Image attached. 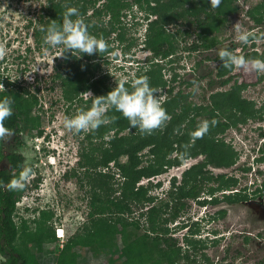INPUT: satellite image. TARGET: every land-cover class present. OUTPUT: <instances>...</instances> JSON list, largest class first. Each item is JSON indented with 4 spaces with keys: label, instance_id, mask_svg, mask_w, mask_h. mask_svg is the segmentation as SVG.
Instances as JSON below:
<instances>
[{
    "label": "trees",
    "instance_id": "trees-1",
    "mask_svg": "<svg viewBox=\"0 0 264 264\" xmlns=\"http://www.w3.org/2000/svg\"><path fill=\"white\" fill-rule=\"evenodd\" d=\"M234 1L221 0L218 7H213L210 0H48V5L44 8L45 13L40 16V23H43L45 16V28L41 32L36 30L33 34L40 42L44 40L47 28L51 24H62L64 13L69 7L77 8L79 18L87 25L88 32L104 42L113 34L118 41L123 39V16L131 6L138 5L145 10L144 13L151 11L155 18L147 22L149 27L144 47L151 53L150 58L155 61L156 68L147 72V78L158 98L160 92L163 93L167 87L164 91V99L159 98V100L170 118L167 124L165 122L151 134H147L130 128L128 120L119 112L113 108H106L105 114L110 122L86 134L88 148L81 152L83 160L80 168L84 170V175L90 179V184L93 186L90 198L92 209L89 212L92 220L90 232L78 240L64 244L59 252L50 257L51 264H79V261L87 264V256L80 257L76 250L79 246L88 250L94 259H104L105 264H122L124 255L121 253V248L128 247L133 242L138 244L140 253L130 257L129 264H210L202 245L195 244L191 240L186 248H181L177 238L169 234L165 225L173 222L185 206L189 205L187 201L196 200L202 191L213 194L215 190L230 186V182L223 179L224 175L213 176L206 169L208 164L227 167L234 162L233 158L236 156V153L223 140L216 138V135L224 133L229 127H236L238 123H245L247 119L261 120L262 115L254 109L253 101L242 97L241 91L246 85L237 84L234 79L236 75L233 74L234 67L230 69L223 67L218 54L211 58L216 65L207 71L206 77L207 87L211 91L216 87L220 90L211 93L210 104L201 107L202 109L194 107V112L191 114L189 112L193 106L185 102L191 94L175 92L174 89L175 83H183L189 87L194 81L183 80L184 78L175 72L168 81L164 80L161 72L163 66L158 60L169 59L177 52L178 39L175 35L166 32V25L173 24L180 18L184 19V22L188 21L187 24L192 26L193 35L199 40L197 44L183 46L185 50L196 52L200 48L204 51L212 48L216 44L212 36L220 31L229 15L236 11ZM89 12L90 14L87 15ZM247 15L253 25L260 26L264 33V0H260L247 12ZM105 17L106 20L103 19ZM76 18V16L72 17L74 20ZM177 32L180 33L181 41H184L183 37L188 36L189 33L188 28ZM255 36L258 37L257 33ZM227 49L234 51L232 46ZM262 53L257 54L255 50L248 51L245 44H242L240 51L235 54L242 55L246 59L264 60ZM61 54L65 66L55 77L61 86L62 99L69 105L81 101V94L91 92L90 98L83 102L84 106L79 104L80 109L86 110L93 105L97 96L106 95L115 87L105 83L106 77L92 78L94 74L92 71L97 70L92 65V60H84L77 56L79 54L89 58L87 54L72 50L63 53V49ZM171 62L172 60H168L169 65ZM199 64L200 62H197L195 66ZM197 81L198 79L195 78V82ZM0 86H3V89H0V99L11 100L13 110V114L4 121V126L12 130L13 134L0 140V254L5 258L1 264H31L27 241L54 238V233L46 226L47 223L38 222L39 228L34 232L26 233L23 230L20 235L18 234L12 215L23 188L9 190L7 184L12 179L18 178L24 170V156L16 151V148L22 145L21 134L26 131H34L37 135L41 133L40 116L31 114L38 106V100L24 86L20 84L15 86L1 73ZM125 86L131 88L130 84ZM25 112L28 114L27 122L22 120ZM184 116L188 118L185 120ZM197 116L206 117L205 120L210 122L209 129L201 138L190 142L192 132L199 125L196 122ZM182 121L184 126L180 127ZM212 121L215 123L212 124ZM125 130L129 132L122 134ZM259 136L263 137L264 132L261 131ZM92 140L98 142L93 143ZM145 149L150 159L149 163L143 166L141 153ZM174 151L186 157L203 154L206 160L191 166L183 173L184 179L178 189H175L173 180L174 189L169 192V202L165 203L161 200L159 202L161 205L157 203L146 209L148 227L137 217H127L132 213V206L137 207L142 205L141 203L151 201L146 196L148 186L138 183L144 178L158 175L164 165H171L168 160L166 163L164 161L166 156ZM258 152L260 156L255 161H264V142L258 148ZM249 169V167L241 168L242 171ZM210 183H214V186ZM262 187L264 188V182ZM44 215L45 212L42 211V219ZM97 234H100V238H96ZM42 264H47V261Z\"/></svg>",
    "mask_w": 264,
    "mask_h": 264
},
{
    "label": "rangeland",
    "instance_id": "rangeland-1",
    "mask_svg": "<svg viewBox=\"0 0 264 264\" xmlns=\"http://www.w3.org/2000/svg\"><path fill=\"white\" fill-rule=\"evenodd\" d=\"M259 2L260 0H235L233 4L236 11L229 15L220 31L212 36L216 40V44L208 51L200 48L196 52H188L184 49L193 43H199L196 35L192 33V26L187 24L188 21L184 22V19L180 18L173 24L166 25V32L176 36L179 47L171 58L164 61L158 60V62L163 66L161 72L164 80L168 81L174 72L180 74L184 78L183 80L195 82V78L198 79L195 86L193 82L189 87L183 83H175V92L191 94L185 100L193 106L190 114L194 112V107L202 109L201 107L210 104L211 93L220 90L216 87L211 91L207 87V71L216 65L211 61V58L218 54L219 50L232 46L234 53L240 51L242 43L235 38L237 24L241 30L257 33L258 37L254 41L245 44L246 50H255L257 54L264 53V33L260 26L253 25L247 15V12ZM153 4L152 2L151 5ZM47 5L48 0H0V46L7 50V55L0 57V73L3 77H8V80L15 86L20 84L36 96L38 106L31 114L40 116L39 131H41L39 135L34 131L23 132L21 134L22 145L18 149L16 148V151L24 156V169L30 168L31 175L24 182L23 191L15 203L12 220L16 224L19 235L23 230L26 233L37 230L38 222L47 223L46 226L54 233V238L27 241L28 253H30L28 258L31 264H42L45 260L47 264H51L50 257L59 252L64 244L85 236L90 232L92 226L89 212L92 209L90 198L93 186L90 184V179L84 175V170L80 168V163L83 160L81 152L88 148L86 139L88 132L76 134L63 126L65 117H71L83 110L80 109L79 104L84 106L83 102L90 98L89 93L91 92L81 94V101L72 102L71 105L62 99L61 86L55 76L65 66L61 58L63 48H50L43 41L36 40L33 35L34 31L41 32L45 28V16L43 23H40V16L44 15V8ZM143 11L145 10L138 5H133L125 11L122 40L118 41L113 34L110 39L105 41L106 49L99 55L87 54L89 58L77 55L78 58L92 60V65L97 68L95 71L91 70L94 73L93 79L106 77L105 83L113 87L116 86V82L127 77L125 84L132 85L135 79L148 76L147 72L156 68L154 67L155 61L150 58L151 53L144 47L149 27L147 22L155 17L151 11L146 12L149 14L146 17V13ZM89 14L90 12L87 15ZM103 19L106 20V17ZM186 28L189 31L188 36L183 37L184 41H181L182 38L177 31H183ZM168 60H172L170 65ZM197 62L200 64L196 67L195 63ZM233 74L236 75L234 79L237 84L246 85V88L241 91V95L247 100L253 101L254 109L259 111L262 119H247L245 123H238L236 127H229L224 133L217 134L216 138L223 140L236 153V156L233 158L234 162L227 167L208 164L207 169L213 176L224 175L223 179L230 182L228 188L241 190L246 185L247 188L250 186V189H255L256 195L253 196L259 195L260 192V199L264 203V193H262L264 188L257 189L254 186L261 185L264 181V162L256 163L255 161L260 156L258 148L264 142V136H259L261 131L264 132V75H257L250 69V66L248 69L234 67ZM166 88L163 93L159 91L161 100L164 99ZM0 89H3V86H0ZM67 107L68 112H66ZM187 118L183 117L185 120ZM205 119L204 116H197L196 122L200 124ZM22 120L27 122V112L24 113ZM184 121L180 123V127L184 126ZM127 132L129 131L125 130L122 134ZM7 141L9 143L10 139ZM92 142L98 141L92 140ZM190 142H193L192 139ZM141 154L144 161L143 166H145L149 163L150 156L146 149ZM195 156L186 157L177 151L166 156L164 162L166 163L168 160L171 165H164L158 175L148 179L144 178L138 183V185L148 186L146 196L151 201L141 203L142 205L137 207L132 206V213L127 217H137L141 219L142 224L148 227L146 209L157 203V205H161L159 203L161 200L165 203L169 202L166 195L174 189L172 181L169 191L171 179L175 181L174 186L178 187L180 176L187 168L193 163L206 160L203 154L194 158ZM243 167H250V169L242 171ZM182 178L184 179V177ZM213 184L210 183L211 186ZM224 189L226 188L222 190ZM189 201L192 200L187 202ZM214 207L210 206L207 209L204 205L190 202L188 209L180 212L173 222H169L165 226H167L169 234L177 238L181 248H186L191 240L195 244L202 245L210 264H259L258 260L264 259V249H259V243L251 239L253 236L248 238L247 244L242 248V238L246 233H240L242 230L251 231L252 234L260 231L264 235L262 228L259 230V227H255L253 230L254 221L259 220L256 214L252 213L244 204H235L226 207L228 223L222 221L221 217H216L208 222L209 218L217 211ZM42 211L45 212L43 219L41 218ZM184 211L185 214H183ZM185 219H188L187 223ZM263 219L264 216H261V220ZM184 222L186 227L192 224L195 226L192 225V228L186 233V229L183 230L185 225H182ZM232 222L234 225L230 229L228 225ZM250 224L251 228L249 229ZM213 232L222 233L223 237L215 241L210 240ZM56 233H59L61 237L57 238ZM95 236L100 238V234ZM212 241L214 244L211 243ZM76 250L80 257L87 256V264H105L104 259H94L82 246ZM121 253L124 255V259L121 260L122 264H129L128 259L139 255L140 249L138 244L133 242L128 247L121 248ZM3 261L5 258L0 254V264ZM78 263L85 264L82 261Z\"/></svg>",
    "mask_w": 264,
    "mask_h": 264
},
{
    "label": "clouds",
    "instance_id": "clouds-1",
    "mask_svg": "<svg viewBox=\"0 0 264 264\" xmlns=\"http://www.w3.org/2000/svg\"><path fill=\"white\" fill-rule=\"evenodd\" d=\"M220 3L221 0H210L213 7H218ZM73 16L77 18L74 20ZM236 32L235 38L242 44H248L251 39L256 38L254 33L241 30L238 24ZM43 43L50 48L62 47L63 53L72 50L78 51L80 54L92 55L95 53L99 55L106 49V43L102 39H98L88 32L87 25L79 18L78 9L75 7H69L66 10L62 24L53 23L47 28ZM5 55H7V50L0 46V57ZM218 58L225 68L248 69L250 66V69L257 75H264V60L262 59H246L227 48L219 50ZM126 80L127 77L122 78L106 95L97 96L90 108L81 110L71 117H65L64 128L76 134L95 131L110 122L109 117L105 114L106 108L115 109L128 120L130 128L138 129L141 133L151 134L153 130L161 127L169 119V115L162 107L158 96L155 95V90L149 85L147 76L135 79L131 88L125 86ZM193 83L195 86V82ZM12 114V101L8 98L0 99V140L13 134L12 130L4 126V121ZM211 123L214 124L215 121ZM209 124L210 122L205 120L198 125L191 134L193 142L207 133ZM30 175L31 169L25 168L18 178L12 179L7 184V188L9 190L23 188L24 182ZM56 237L60 238L61 235L56 233Z\"/></svg>",
    "mask_w": 264,
    "mask_h": 264
},
{
    "label": "flooded vegetation",
    "instance_id": "flooded-vegetation-1",
    "mask_svg": "<svg viewBox=\"0 0 264 264\" xmlns=\"http://www.w3.org/2000/svg\"><path fill=\"white\" fill-rule=\"evenodd\" d=\"M200 155H196L194 158H196V157H199ZM202 157V156H201ZM262 162H264V161H262ZM261 161L260 162H256V163H262ZM200 163H202V162H196V163H193V165H191V166H194V165H198V164H200ZM191 166L189 167V168H187L185 171H187L188 169H190L191 168ZM250 168V167H249ZM207 169V168H206ZM184 171V172H185ZM183 172V173H184ZM258 173H259V171H257ZM183 173L181 174V176H180V184H181V182H182V175H183ZM221 175V174H220ZM218 176V175H217ZM172 181H173V179H171V181H170V185H169V191L171 190V186H172ZM264 182V181H263ZM263 182H262V184H263ZM178 183H179V181H178ZM180 184H178V185H180ZM262 184L260 185H254L257 189H259V188H262ZM212 186H214V184L212 185ZM246 187V188H245ZM177 187H175V189H176ZM232 187H230V188H226V189H224V190H215L214 192H213V194H209V193H207L206 191H202L201 193H200V195H198L197 196V198H196V200H194V201H189L188 202V204L190 203V202H192L193 204H201L202 202H204V203H202V206L204 205L205 206V208H209L210 206H215L214 207V209L215 210H217L216 211V213H215V215H212V217L211 218H209V220H208V222L211 220H213L214 218H220L221 217V219H222V221H225L226 223H228V219H227V210H226V207H228V206H231V205H235V204H244V206L245 207H247V208H249V210H251L252 211V213H254V214H256V216L259 218V220L258 221H254V226L252 225V227H253V230H255L254 228L255 227H259L260 229L259 230H264V219L263 220H261V216H264V203L262 202V200L260 199V192H259V195H257V196H253V195H256V193L254 192L255 191V189H250V186H248V188H247V185L246 186H244V189H246V190H244L243 188H241V190H238V189H234V188H232ZM178 189V188H177ZM243 189V190H242ZM251 193H254V194H251ZM167 197L169 196V193H167V195H166ZM253 196V197H252ZM169 198V197H168ZM223 204V205H222ZM188 207V205H186L185 206V208L183 209V210H186V209H188L187 208ZM250 213V212H249ZM183 214H185V211L183 212ZM179 216V215H178ZM180 218H182L183 219V217H180ZM186 220V219H185ZM237 223H238V221L237 220H235ZM234 221V222H235ZM188 222V219L186 220V223ZM235 222V223H236ZM247 222H250V223H252V221H249V220H247ZM259 222V223H258ZM178 223V222H177ZM182 225H185L184 227H183V230L184 229H186V233H188V230H190L192 227V225L193 226H195V224H192V225H188L187 227H186V224H185V222L184 223H182ZM196 225H198L197 223H196ZM232 225H234V223L232 222L230 225H228V226H230V229H232ZM226 226H227V224H226ZM249 229L251 228V224H250V227H248ZM262 228V229H261ZM227 229V228H226ZM227 230H229V229H227ZM215 232V231H214ZM212 233V237L210 238V240H216V239H219V238H221V237H223V234L222 233H219V234H216V233ZM231 232H235V231H231ZM185 233V234H186ZM240 233H246L245 234V236H243V244H242V248H244V246L247 244V242H248V238L250 237L251 238V236H253V238H251L252 240H255V242L257 241L259 244V249H261V248H263L264 249V235L263 234H261V232L260 231H257L256 232V234H252L251 233V231H248V232H245V230H242ZM172 235V234H171ZM243 235V234H242ZM173 236V235H172ZM191 236H193L192 234H191ZM173 237H175V236H173ZM251 240V241H252ZM212 244H214V242L212 241L211 242ZM264 251V250H263ZM244 252H247V251H244ZM235 254H238V252H235ZM258 262H259V264H264V259L263 260H258ZM233 263H234V261H233ZM227 264H229V263H227Z\"/></svg>",
    "mask_w": 264,
    "mask_h": 264
}]
</instances>
